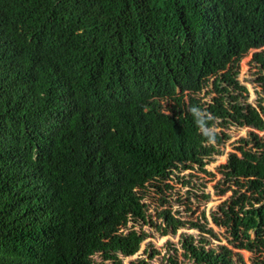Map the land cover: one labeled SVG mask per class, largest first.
Wrapping results in <instances>:
<instances>
[{
  "label": "trees",
  "instance_id": "trees-1",
  "mask_svg": "<svg viewBox=\"0 0 264 264\" xmlns=\"http://www.w3.org/2000/svg\"><path fill=\"white\" fill-rule=\"evenodd\" d=\"M233 128L249 133L217 167L222 243L172 192L193 215L184 195L210 199L200 175ZM260 132L264 0H0V264H125L183 229L168 264H264Z\"/></svg>",
  "mask_w": 264,
  "mask_h": 264
},
{
  "label": "rangeland",
  "instance_id": "rangeland-1",
  "mask_svg": "<svg viewBox=\"0 0 264 264\" xmlns=\"http://www.w3.org/2000/svg\"><path fill=\"white\" fill-rule=\"evenodd\" d=\"M255 51H251L249 54H247L241 61L240 66H241V76H240V81L243 85L247 86V88L250 91V102L253 104L257 105V90H259L256 87V84L253 81V65L251 63L252 61V55ZM205 100L211 101L210 96H205ZM249 133L248 128H233L230 131L231 134V139L224 144V156L220 157L219 160L216 163H213L207 167V169L212 172L215 176V178H209L206 177L205 175H200L206 180V186L204 187L205 193L210 194V199L208 201H192L191 203L186 201V195L183 196V202L186 204L188 203L190 207H193V210H195V214L193 215L190 211L187 212V207H181V203L178 205L177 203L174 202V200H177L176 191L178 188H181L179 185H176V189L172 194L174 193V196L172 197L173 203L175 205V209L179 208L180 210L183 211V216L187 219H194L197 218L203 211L207 214L209 218V222L211 227L214 229L215 232L220 233V236L222 238V243H225L226 240L222 235L221 230L216 226L215 224L212 223L211 216L214 214L217 210L218 207L225 202V200H228V198L231 196V191H228L224 195H220L217 192V189H221L222 187L216 188L217 183L219 182V179L221 178V175L218 172L217 167L220 164H223L226 161L228 153L233 151V148L236 144V142L243 138L246 137ZM260 136L264 135V132L259 133ZM172 183H175L172 181ZM182 193H186L185 190L181 191ZM197 231L195 230H188V229H183L178 232L176 236L168 235L166 237H161L158 235V233H153L154 235L148 238L146 241H144L141 245V249L139 253L131 258L126 259L125 264H129L131 260H135L138 257L140 258H146L149 260V255L151 254L152 251L158 252V255H156L152 261H150V264H168L167 260L165 259V255L167 254L168 242H171L175 244L176 246L179 247V239L181 234H196ZM214 243H218L216 240H212ZM160 252V254H159ZM244 256L247 260V262L250 264V257L251 254L249 252H243ZM181 264H193L192 262H182Z\"/></svg>",
  "mask_w": 264,
  "mask_h": 264
},
{
  "label": "clouds",
  "instance_id": "clouds-1",
  "mask_svg": "<svg viewBox=\"0 0 264 264\" xmlns=\"http://www.w3.org/2000/svg\"><path fill=\"white\" fill-rule=\"evenodd\" d=\"M89 104H91V103H89ZM104 111H105L104 109H99V111L96 112L97 116H101L102 118H104L105 117Z\"/></svg>",
  "mask_w": 264,
  "mask_h": 264
}]
</instances>
